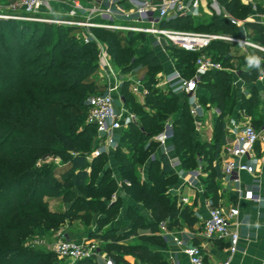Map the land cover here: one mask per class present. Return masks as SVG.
I'll use <instances>...</instances> for the list:
<instances>
[{"label":"trees","instance_id":"16d2710c","mask_svg":"<svg viewBox=\"0 0 264 264\" xmlns=\"http://www.w3.org/2000/svg\"><path fill=\"white\" fill-rule=\"evenodd\" d=\"M221 1L231 16L243 19L251 12L250 5L241 0ZM189 18L178 16L163 21L162 25L175 29L185 26L188 30L198 31V24L185 22ZM38 23L43 22L0 19V60L11 66L6 72L9 75L6 84L2 83L4 71H0V264H60L53 251H38L24 240L35 232H42L44 228L54 229L70 217L67 212L50 210L44 197L65 190L63 198L68 200L67 194L71 193V187L83 189L88 178V172L83 167V152L89 149L97 133L96 126L87 122L85 100L89 92L101 93L105 85L93 75L99 67L95 42H84L61 27H55L56 31H48L47 28H40ZM200 26L208 30L216 27L221 33H238L236 26L222 16H213ZM244 27L252 40L264 45V25L246 22ZM92 31L100 34L108 32L109 37L105 39L106 54L112 64L122 66L123 72L129 71L135 61L145 63L143 83L147 89L145 106L149 111H145L139 102H130L129 98L124 97L125 106L139 116V121L137 124L131 123L120 134L124 138L122 141L130 142L126 143V147L131 157L126 156L119 147L115 151L117 159L128 164H121L130 176L123 183L125 192L141 201L151 211L155 222L165 221L167 226H176L179 225V218H183L192 224L195 219L187 208L178 207L175 199H168L164 195L168 182L174 177L168 158L162 155L158 161L151 162L147 181L135 177L134 165L148 157L154 144L149 139L162 129L169 115L173 121L176 152L186 153L181 157L184 156V164H195L194 152H212L213 158H216L224 138L225 118L232 114L237 102L235 91L230 88L232 74L228 71H208L201 76L199 87L208 90L209 102L218 107L220 114L215 121L213 140L200 143L186 107L187 100L186 104L179 106L176 95L165 94L155 87L156 75L162 70V64L150 46L148 35L132 31L120 33L103 28H92ZM53 33H56L54 37ZM233 46L232 43L215 40L205 52L225 67L231 65L233 60L246 61L249 67H243L239 73L248 83L256 81L259 70L264 69V52L254 51V57L235 55L231 50ZM168 52L182 75H193L194 61L199 52H188L173 46L168 47ZM127 84L128 81H125L122 85L124 93ZM257 102L256 90L253 88L250 96H242L236 107L251 113ZM131 103H134L135 108L130 107ZM178 109L180 115L176 117ZM205 147L209 148L206 150ZM49 155L66 158L68 167L58 170L56 167L59 165L53 163V169H50L49 165H45ZM103 155L94 157L92 165L100 163ZM38 161L41 164L38 165ZM155 166L159 167L157 174ZM214 171L219 176L217 165ZM29 181L31 184L26 185ZM100 187L101 183L97 184L98 191ZM115 187L114 181H110L102 191L115 190ZM214 187L212 184L207 186L208 190ZM210 199L216 203L214 196ZM114 205L112 203L105 207L108 214L98 221L100 227L114 217L110 212ZM87 206V203H83L81 208ZM140 216L134 217L135 227H149L154 231L156 223H148ZM142 238L144 242L153 239L145 235ZM102 239L106 242L103 251L115 261L125 263L121 254L110 252L109 239ZM118 248L147 264H166L162 255L146 243L118 245ZM77 262L97 264L93 259Z\"/></svg>","mask_w":264,"mask_h":264},{"label":"built area","instance_id":"2783aa9c","mask_svg":"<svg viewBox=\"0 0 264 264\" xmlns=\"http://www.w3.org/2000/svg\"><path fill=\"white\" fill-rule=\"evenodd\" d=\"M49 0H12L7 5L0 7V19L35 21L41 22L44 17L38 16L39 11ZM206 0H100L87 9L89 14H105L123 19L116 23L115 21L95 23L89 20L79 21L84 27H105L115 30H125L141 32L154 36V44L163 52L173 46L188 52H199L194 61V72L190 77L182 75L171 60L172 69L163 75L158 84L163 90L171 95L181 93L187 97L189 105V114L193 118L194 125L198 129L200 118L203 116L202 106L196 97V90L201 76L208 71H228L221 62L212 59L205 52L208 45L215 40H221L232 43L238 48L239 54H245L247 50L251 52H264V45L250 39L244 24L246 22H256L264 25V0H241L250 5L251 12L243 19L235 18L230 14H224L229 21L237 28V34L198 32L193 30H181L169 28L162 25L163 21L175 19L178 16H186L193 13L198 4ZM216 1V0H211ZM121 3H128L131 8L117 14L114 6ZM76 7L83 9L76 2ZM113 19V18H112ZM85 41H88L87 38ZM98 64L103 68L106 78V91L92 95L87 99V122L96 126L99 140L91 154V158L102 154H108L114 151L119 145L121 131L127 129L131 123L138 122L137 115L129 110L123 101L119 105L115 102V94L119 93L122 80L113 70L112 64L106 54L105 47L98 43ZM234 78L231 81L233 86L243 85L239 71L234 69ZM128 75V74H126ZM131 82L133 95H146L147 89L144 86L142 77H127ZM257 80L264 83V69H260ZM244 90V89H242ZM264 95V88L261 90ZM217 116L219 109L215 110ZM224 138L221 145V154L219 166L223 176L231 182H239L242 173L254 174L256 170L257 158L254 149L259 143L264 150V119L258 125H254L249 119L238 121L230 118L227 126L224 128ZM173 138V121L166 119L162 129L153 136L158 142L164 155L169 152V141ZM182 176V172H177ZM195 175V174H194ZM193 174L190 176L195 178ZM240 193V192H239ZM243 198L254 199L251 189L243 191ZM186 202V198L181 199ZM238 215L237 207L225 204L214 205L209 199L207 201V216L203 219V234L207 238L224 239L228 242V248L231 254L237 251L239 232L236 228L235 218ZM162 231H166L164 223H161ZM38 241H34L37 243ZM183 253L188 257L191 264H204L203 252L200 246L187 243L183 239L174 238ZM97 241L83 239L76 242L67 235L60 233L56 240L50 244L51 251L60 259L77 262L82 259H93L96 263L115 264L114 261L102 253L98 247ZM222 264H228L226 260Z\"/></svg>","mask_w":264,"mask_h":264},{"label":"crops","instance_id":"0c3cea01","mask_svg":"<svg viewBox=\"0 0 264 264\" xmlns=\"http://www.w3.org/2000/svg\"><path fill=\"white\" fill-rule=\"evenodd\" d=\"M3 3H0V7L7 5L12 0H2ZM76 2L84 8L80 9L76 7ZM100 2V0H49L46 5L39 11L40 17H57L56 19H74L73 21H84L89 20L95 23L109 22L110 20L115 21L116 23L123 20L120 17H112L105 14H89L87 9L93 4ZM131 8V5L128 3H121L114 6V11L117 14H120L122 11L128 10ZM225 15L228 13H224ZM113 18V19H112ZM80 19V20H75ZM82 31L91 30V28L82 27ZM152 37V35L150 36ZM154 41V37L153 40ZM105 47V46H104ZM233 46L231 48L232 52L235 55H241L233 51ZM154 50L156 55L160 59L162 64V70L156 75V84L155 87H158L163 93L171 95L163 90V87H159L158 84L162 80L164 74L168 73L172 69L170 63L171 60L175 61L172 56H170L168 50L163 52L154 44ZM237 60L231 61L229 67L230 73L232 74V79L234 78V73L231 71L242 70L243 67L235 68ZM175 65V64H174ZM131 73H129L130 75ZM132 76H137L136 74H131ZM240 75V73H239ZM241 76V75H240ZM135 78V77H134ZM242 78V76H241ZM243 85L233 86L230 84L231 90L235 91L236 104L240 102V98L245 96L246 98L250 96L251 89L255 88L258 102L251 110V113L245 111L244 108L237 109L236 104L233 108L232 114H229L225 118V126L229 122L230 118L236 119L238 121H244L249 119L254 125H258L262 119H264V95H262V88H264V83H261L259 80L254 82H246L243 78ZM200 83V82H199ZM196 90V97L199 104H202V100L206 102L209 110L203 111V116L200 118V125L196 129L193 118V128L196 135V138L200 141V134L204 131V124L206 122L207 116L209 113L212 116V125H215V119L217 114L215 110L218 109L214 104L209 102L210 93L206 88L199 87ZM244 89V90H242ZM177 96L179 106L184 105L187 97L181 93L175 94ZM135 97L137 95H134ZM140 97L139 103L145 104V95L137 96ZM136 97V98H137ZM187 103V104H186ZM186 107L189 111L188 102H186ZM180 115V109H178L176 117ZM138 118V116H137ZM139 119V118H138ZM139 121V120H138ZM208 121V120H207ZM206 129V128H205ZM125 130V129H123ZM122 130V131H123ZM121 131V132H122ZM225 131V130H224ZM199 136V137H198ZM153 138V137H152ZM155 139L149 140L152 141ZM153 142V141H152ZM211 142L210 136L200 141ZM169 152L165 155L168 158V161L173 169V179L168 182L166 190L164 191L165 197L168 199H175L176 205L178 207H186L187 211L190 213L195 220L192 224H189L184 221L183 218H179V225L176 226H167V222H155L151 215V211L139 201L129 203L127 205L134 206L142 216H147L146 211H149V218L146 222L151 223L155 222L157 226H160L161 223H164L166 231L151 230L149 227H144L142 235L145 236H159L157 241H138L135 243H146L150 248L159 252L166 264H191L188 257L183 253L182 249L175 244L174 238L183 239L187 243H192L201 247L204 257V264H222L228 260V264H264V150H262L261 144H257L254 149L255 157L257 158L256 170L254 174L242 173L240 175L239 182H231L229 179L225 178L220 170L219 162L223 158L221 154V149L216 158H213L212 152L204 154H199L198 152L193 153V158L195 162L194 167L187 166L182 161L179 160L178 153L176 152L175 146L173 144V138L169 141ZM157 147L156 151L152 155H148L143 164H140L142 175L138 176L137 179L140 181H147L149 176V167L152 161H158L162 155H164L162 149L160 148L158 142L155 141ZM119 148L123 149V141L119 142ZM209 147H205L207 150ZM117 149V148H116ZM110 151L108 154H115V151ZM205 150V151H206ZM210 153V154H209ZM183 155V153H179ZM208 157V159L206 158ZM184 161V160H183ZM213 162V166L217 165L219 176L213 175L215 187L212 189L207 188V184L203 183L204 176L206 173H203L201 163ZM137 164V163H136ZM139 164V163H138ZM210 169V168H209ZM208 169V170H209ZM181 171L182 176H179L177 172ZM191 174H195V178L192 179ZM251 189L254 194V199H245L243 198V191ZM240 192V193H239ZM126 194V193H125ZM214 196L216 203L218 205L230 204L238 209V215L235 218L237 223L236 228L239 232V240L237 251L233 254L230 253L228 248V242L224 239L218 238H207L203 234V219L207 216V201ZM182 198H186V202H182ZM126 205V206H127ZM139 214V215H140ZM67 236L73 237L70 238L76 242H81L83 239L93 240L88 235L84 234L82 236H72L68 234ZM75 237V238H74ZM99 248L100 244L103 242L97 241ZM133 244V243H132ZM102 253L107 255L103 249L100 250ZM124 259V262H115V264H147L136 256L133 255H121ZM97 264H102L99 261Z\"/></svg>","mask_w":264,"mask_h":264},{"label":"rangeland","instance_id":"374dc122","mask_svg":"<svg viewBox=\"0 0 264 264\" xmlns=\"http://www.w3.org/2000/svg\"><path fill=\"white\" fill-rule=\"evenodd\" d=\"M0 3H3V1L0 0ZM224 13H228V12L222 6L221 0H216L214 2L211 0H206V2L205 1L200 2L198 6L194 9L192 14L186 15L190 18L189 20L186 19L185 22L190 21L194 24H198L199 26L196 29L198 30V32L216 31L213 33H221L219 32L220 30L217 29L216 27L210 28V30H208L204 26H200V25L204 24L211 17L222 16L224 15ZM38 16H41L40 13L38 14ZM56 18L46 17L45 20L41 21L43 23H38V25L40 28L41 27L47 28L48 31H56L55 27H61L62 29H64V31H67V33L74 34L75 36L81 38L84 42H87L85 41L86 38L88 41L91 40L95 42L97 49H98V43L102 44L103 46L106 45L105 39L109 37V34H107L108 32H105L102 34L97 33L95 31H92V28H103V29H108L111 31H119L120 33L125 32V30H115V29L105 28V27H87V28H91V30L82 31L80 30V28L84 26L79 24L78 23L79 21L75 22L73 21L74 19L69 20V19H61V18L56 19ZM235 18H241V17L236 16ZM75 20H80V19H75ZM179 29L188 30L185 26L179 27ZM246 31L249 32L247 29ZM55 34L56 33H53L52 37H54ZM150 36L151 35H148L147 38L150 40V46L153 48L154 41L152 40L154 36L152 37ZM233 51L237 52L238 48L234 47ZM244 55L246 57L247 56L254 57V53L251 52V50L249 49ZM9 66L10 65H8L6 62H3L2 60H0V71H4V79L2 82L3 84H6V81L9 77V75L6 73L8 71ZM246 66L249 67L246 61L245 62L244 60L236 61L235 68L246 67ZM121 67H122L121 65L112 64L113 70L118 74L117 77H119V79L122 80L119 93H116L114 95L115 102L119 105L121 101L124 102V97L125 98L127 97L129 98L130 102L131 100H133V102L137 103L139 102L138 98L140 99V97H137L138 96L137 95L136 96L137 98H136L133 95L132 90H131L132 89L131 82L128 81V84L126 85L125 93L123 91L122 85L124 84L125 81H127L126 80L127 77H130L131 74H136L137 76H132L135 78L136 77L144 78V75L146 72L145 63L143 61H135L131 69L126 72H123V69H121ZM129 73L131 74L129 75ZM93 75L97 76V79L100 81V83L105 84L100 92L102 93L106 91V87H107L106 78L104 76L103 68L99 66ZM97 93L99 92L98 91L89 92L88 95L86 96L87 98L85 101L87 102V99L89 97ZM129 105L130 107L135 108L134 103H131ZM140 105L141 107L144 108L145 111H149L148 107H146L145 104H140ZM201 106L204 112L209 110L206 102H202ZM210 115L211 114L209 113V115L207 116L208 121L206 120V122L208 123L204 124V127L206 129L204 128L203 129L204 131L200 134V138H199L200 141H203L205 138L207 139L208 136H210L211 140H213L212 137L215 131H214V126L212 125L213 122L211 121L212 116ZM169 116L168 118H170ZM86 118H87V115H86ZM165 121L166 119L164 120V122ZM99 138H100L99 135L96 133V135L92 138L89 149L83 152L85 155V163L83 167L88 172V178L85 180L83 189L71 187L70 188L71 193L67 194V197H69L68 200H64L63 198L65 196L64 194L65 190H59L56 193H53L51 195L44 197V199L47 201V204L50 210L56 211L59 213L67 212L69 213L70 217L65 218L63 222L58 224V226L54 229L44 228L42 232H35L31 236H27L24 241L30 243L29 246L34 247L38 251L44 252L47 250H51L50 244L53 243L54 240H56V238L58 237L60 233L65 234V235L70 234L72 236L73 235L82 236L86 234L89 237H91V239H93L94 241L103 242L100 244V248H99L100 250L106 247V242L102 238H107L109 239V243H110L109 250L111 253L116 254V255H119V254L130 255L129 253L120 251L118 248V245H126V244H132L138 241H145L144 238H142L143 237L142 232L144 231V228L143 227L136 228L134 224V217L136 215H139L140 212L137 209H135L134 206L127 205L129 203H133L139 200L132 197L130 194L126 193L123 188V183L127 182L130 179V176L126 174V171L124 170L126 168L123 166L121 167V164L126 165V166L128 164L122 161L121 159L119 161V159H117L115 154H104V155L102 154L103 157L100 163L92 165L93 158H91V154L94 151L96 147V142H98ZM123 139H124L123 137L119 138V140L121 141ZM151 139L153 138L151 137L149 140ZM152 141L154 144L151 145L152 147L150 148L148 155H151L152 153L154 154V152L157 149L155 145V140H152ZM126 143H130L129 140L123 141L124 154L128 157H131V153L127 149ZM173 144L175 146L174 142ZM202 154L205 155L204 152ZM183 155H186V153L185 154L183 153ZM177 157H179V160L183 162L184 156L183 158H181L182 155L178 154ZM206 158L208 159L207 156ZM65 159L66 158L61 157V156L49 155L45 159V165L47 166L49 165L48 167L50 169H53L52 165L54 163V165H59V167H56L58 170L65 169L66 167H68V165L65 164V161H66ZM40 162L41 161H38V165L41 164ZM140 164H143V162L142 163L140 162L139 164L137 163L134 165V173H137L138 176L142 175ZM200 165L202 166L201 170L203 171V173H206V175L204 176L205 179H203L204 180L203 183L207 185H211L212 183L214 184L213 175L215 174V171H214L213 162L210 161V162H206L203 164L201 163ZM189 166L194 167L195 165L189 164ZM155 172L156 174L159 173V167L156 168L155 166ZM137 175H135L136 178H137ZM55 177L57 179H60L59 175L55 174ZM110 181H114L115 186H116L115 190L102 191L104 185ZM99 183H101V187L98 191L97 184ZM25 184L29 185L31 184V182L29 181V182H26ZM83 203L84 204L87 203L88 205L84 209L81 208ZM112 203H115V205L113 206L110 212L114 214V217L110 221L106 222L105 225L100 227L98 225V221H102L106 217L108 213L105 211V207ZM212 203L214 205L219 204L218 202L217 203L212 202ZM145 214L147 216H142L140 214L141 215L140 217H142L145 221H147L149 218V211H146ZM161 226L162 224H160V226L156 225L155 230L162 231ZM70 238H73V237H70ZM158 238L159 236H156V235L153 236V239H152L153 242L157 241ZM34 241H38V242L34 243ZM57 259L60 264H80L79 262H72L70 260L60 259L58 257ZM111 259L114 261V263L116 262L114 258H111Z\"/></svg>","mask_w":264,"mask_h":264}]
</instances>
